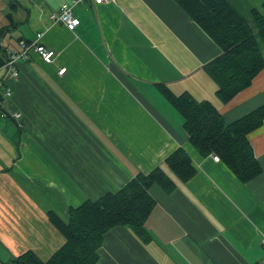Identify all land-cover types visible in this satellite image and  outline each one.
Listing matches in <instances>:
<instances>
[{
    "label": "crops",
    "instance_id": "0c3cea01",
    "mask_svg": "<svg viewBox=\"0 0 264 264\" xmlns=\"http://www.w3.org/2000/svg\"><path fill=\"white\" fill-rule=\"evenodd\" d=\"M15 1L12 21L3 12L0 55L1 48L21 50L24 40L53 56L46 62L30 50L17 61V77L4 78L0 65L1 87L11 89L0 97V264L28 250L47 260L64 243L50 214L67 221L69 207L157 166L172 187L149 188L156 204L144 222L148 237L113 226L102 236L97 264H261L264 120L247 135L260 172L241 181L218 155L214 161L216 154L189 142L160 86L208 102L230 123L264 105V64L224 101L206 70L221 49L174 0H88L73 7L79 23L72 30L50 17L71 0ZM225 1L255 30L251 10L264 13V0ZM7 30L19 33L13 45L2 38ZM32 118L54 119L59 132L36 140ZM178 147L195 169L186 181L164 163Z\"/></svg>",
    "mask_w": 264,
    "mask_h": 264
},
{
    "label": "trees",
    "instance_id": "16d2710c",
    "mask_svg": "<svg viewBox=\"0 0 264 264\" xmlns=\"http://www.w3.org/2000/svg\"><path fill=\"white\" fill-rule=\"evenodd\" d=\"M220 47L221 53L206 64L218 85L217 94L228 101L242 90L264 64V13L253 8L255 30L225 0H174ZM15 0H8L14 10ZM264 11V2L262 3ZM12 21L11 13L6 15ZM2 49L0 65L8 52ZM6 53V55H5ZM162 94L183 117V127L189 142L202 154H216L241 180L257 176L260 165L256 160L248 133L264 120V105L258 106L230 123H224L217 111L205 101L197 102L187 93L174 95L165 85ZM164 163L182 181L195 173L191 158L178 147ZM159 183L166 190L172 182L160 166L148 173H137L119 190L105 192L96 199H86L69 207L68 220L50 214L51 223L64 237L63 245L47 260L33 251L4 261L2 264H97V250L103 234L116 225H127L142 239L148 237L144 222L156 204L149 188Z\"/></svg>",
    "mask_w": 264,
    "mask_h": 264
},
{
    "label": "built area",
    "instance_id": "2783aa9c",
    "mask_svg": "<svg viewBox=\"0 0 264 264\" xmlns=\"http://www.w3.org/2000/svg\"><path fill=\"white\" fill-rule=\"evenodd\" d=\"M88 0H71V3L68 2H62L60 7L57 11H53L50 15L51 19L55 22H58L65 26L67 29L72 30L74 29L78 23L79 20L73 15V7L77 4L84 3ZM95 4H103L105 2H108L109 0H91ZM38 37L41 36L39 33L37 35ZM19 46L21 50H14L9 49L7 50L8 56L6 57L5 61L2 63L1 68L4 70V78L6 77H17L18 76V69H17V61L19 58H28V53L30 50L36 51L41 58L46 61L50 62L53 56L52 51H47L44 49V47L41 44H36L35 42H26L24 40H21L19 42ZM65 71V68L59 69L58 73L62 74ZM2 83L0 82V97L2 98V102L5 98L11 96V89L10 87H4L2 88ZM0 102V103H2ZM20 114L15 113V116L18 117ZM214 161H219V157L217 155L212 156ZM262 245L264 247V236L261 240ZM261 264H264V258L261 261Z\"/></svg>",
    "mask_w": 264,
    "mask_h": 264
},
{
    "label": "rangeland",
    "instance_id": "374dc122",
    "mask_svg": "<svg viewBox=\"0 0 264 264\" xmlns=\"http://www.w3.org/2000/svg\"><path fill=\"white\" fill-rule=\"evenodd\" d=\"M12 11L13 10H10V8L8 7V4L6 5L5 0H0V28H2L3 24L5 23V20H4L5 16H4L3 12L12 13ZM7 13H6V15H7ZM10 28H14V26L10 27ZM18 34L19 33H15L14 35H12V32H9V30H7L4 33L5 37H2V38H9L10 45H13V40H15V38ZM47 79L51 80L49 78V76ZM53 121H54V119H52V118L42 119V121H40L38 118L30 119V125L34 129V136H35L36 140L42 141L44 139H49L50 137L52 138L53 136L56 135V132H59V127L58 126L55 127ZM34 122H35V124H34ZM60 135L64 136L63 133H60L58 136H60ZM69 138H70V135L65 134V136L63 137V141H68ZM263 252H264V250H263Z\"/></svg>",
    "mask_w": 264,
    "mask_h": 264
}]
</instances>
